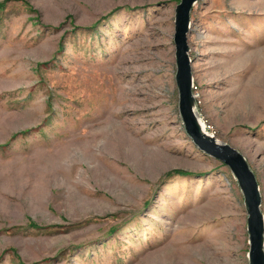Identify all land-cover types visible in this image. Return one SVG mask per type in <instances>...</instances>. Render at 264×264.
Here are the masks:
<instances>
[{
  "label": "rangeland",
  "instance_id": "374dc122",
  "mask_svg": "<svg viewBox=\"0 0 264 264\" xmlns=\"http://www.w3.org/2000/svg\"><path fill=\"white\" fill-rule=\"evenodd\" d=\"M179 2L0 0V264H249L238 181L178 110ZM187 38L264 217V0H196Z\"/></svg>",
  "mask_w": 264,
  "mask_h": 264
},
{
  "label": "water",
  "instance_id": "95a60500",
  "mask_svg": "<svg viewBox=\"0 0 264 264\" xmlns=\"http://www.w3.org/2000/svg\"><path fill=\"white\" fill-rule=\"evenodd\" d=\"M196 0H180L175 9V82L178 89V110L186 133L203 152L229 166L236 177L244 196L248 214V258L249 264H264V217L260 210L261 195L254 172L244 155L228 143L220 142L205 132L196 113L195 97L192 91V68L188 54L187 32L190 23V9Z\"/></svg>",
  "mask_w": 264,
  "mask_h": 264
},
{
  "label": "built area",
  "instance_id": "2783aa9c",
  "mask_svg": "<svg viewBox=\"0 0 264 264\" xmlns=\"http://www.w3.org/2000/svg\"><path fill=\"white\" fill-rule=\"evenodd\" d=\"M194 89H196V86H195V85L193 84V82H192V91H193V92H194ZM193 94H194V96H197L196 93H193ZM199 118L202 119L201 121H202V123H203V125H204V130H206V132H207L208 134L213 135V134H212L213 131H214L213 126H212L210 123H208V121H207L206 119L202 118L201 116H199Z\"/></svg>",
  "mask_w": 264,
  "mask_h": 264
},
{
  "label": "bare ground",
  "instance_id": "6f19581e",
  "mask_svg": "<svg viewBox=\"0 0 264 264\" xmlns=\"http://www.w3.org/2000/svg\"><path fill=\"white\" fill-rule=\"evenodd\" d=\"M200 120V124H201V126H202V128L204 129V125H203V123H202V119H199ZM205 132H206V130H205ZM207 133V132H206Z\"/></svg>",
  "mask_w": 264,
  "mask_h": 264
},
{
  "label": "trees",
  "instance_id": "16d2710c",
  "mask_svg": "<svg viewBox=\"0 0 264 264\" xmlns=\"http://www.w3.org/2000/svg\"><path fill=\"white\" fill-rule=\"evenodd\" d=\"M23 131H21V133H22ZM166 175H168V174H166Z\"/></svg>",
  "mask_w": 264,
  "mask_h": 264
}]
</instances>
